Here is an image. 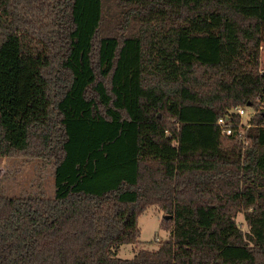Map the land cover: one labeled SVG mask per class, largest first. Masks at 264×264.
Wrapping results in <instances>:
<instances>
[{
	"label": "trees",
	"instance_id": "16d2710c",
	"mask_svg": "<svg viewBox=\"0 0 264 264\" xmlns=\"http://www.w3.org/2000/svg\"><path fill=\"white\" fill-rule=\"evenodd\" d=\"M263 42L264 0H0V157L56 186L0 191V264H264Z\"/></svg>",
	"mask_w": 264,
	"mask_h": 264
},
{
	"label": "rangeland",
	"instance_id": "374dc122",
	"mask_svg": "<svg viewBox=\"0 0 264 264\" xmlns=\"http://www.w3.org/2000/svg\"><path fill=\"white\" fill-rule=\"evenodd\" d=\"M108 5L111 14L115 11L114 6L112 3ZM107 24L104 33L118 31L119 23L116 19L108 20ZM261 68L264 70V42ZM55 187L54 162L39 158L0 157V191L17 196L22 193L35 194L43 189L48 195L53 196ZM163 215V211L157 205H152L141 213L138 218L141 230L139 241L121 245L118 255L123 258H132L139 249L156 248L157 241L168 238L170 230L162 225ZM237 220L242 228L247 227L243 213L238 215Z\"/></svg>",
	"mask_w": 264,
	"mask_h": 264
},
{
	"label": "built area",
	"instance_id": "2783aa9c",
	"mask_svg": "<svg viewBox=\"0 0 264 264\" xmlns=\"http://www.w3.org/2000/svg\"><path fill=\"white\" fill-rule=\"evenodd\" d=\"M263 107H264V101H263ZM258 109L252 108L250 106L246 107H235L228 110L227 114L225 116H221L218 119V123L222 128L223 133L225 134H231L232 133V122H233V116L239 115L241 118V123L249 127L251 125L250 121L252 120L253 116L257 113Z\"/></svg>",
	"mask_w": 264,
	"mask_h": 264
},
{
	"label": "water",
	"instance_id": "95a60500",
	"mask_svg": "<svg viewBox=\"0 0 264 264\" xmlns=\"http://www.w3.org/2000/svg\"><path fill=\"white\" fill-rule=\"evenodd\" d=\"M170 217V215H167V218Z\"/></svg>",
	"mask_w": 264,
	"mask_h": 264
}]
</instances>
